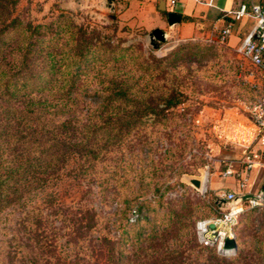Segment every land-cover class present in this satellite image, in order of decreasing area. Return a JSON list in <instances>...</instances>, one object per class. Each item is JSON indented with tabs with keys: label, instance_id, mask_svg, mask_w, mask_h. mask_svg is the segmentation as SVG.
I'll return each mask as SVG.
<instances>
[{
	"label": "rangeland",
	"instance_id": "374dc122",
	"mask_svg": "<svg viewBox=\"0 0 264 264\" xmlns=\"http://www.w3.org/2000/svg\"><path fill=\"white\" fill-rule=\"evenodd\" d=\"M99 7L104 8L99 0H17L13 15L35 25L65 13L74 24L96 31L98 37L94 35L93 40L104 38L119 46L137 44L143 56L164 58L151 72L158 76V87H175L182 101L156 117L142 118L116 148L100 153L85 177L78 178L71 171L75 163L69 161L29 199L27 208L35 205L56 235L51 256L23 245L14 256V221L21 211L5 208L0 213V264H90L89 250L97 234L117 239L121 251H130L132 264H140L136 232L141 227L166 234L162 253L183 249L185 255L189 247L185 241L195 234V221L212 215L221 199L208 188L209 172L220 151H247L257 140L248 109L261 91L256 84L258 74L235 50L215 39H181L171 34L151 45L141 32L131 36L110 33L107 29L111 27L100 23L110 11ZM181 47L180 53L172 55ZM105 57L100 53L99 60L83 68L75 86L78 94L71 95L65 115L79 124L93 120L90 95L100 87L97 75L108 72ZM111 70L121 73V68ZM139 88L140 84L135 86ZM189 178L201 179L202 188L194 187ZM76 207H89L96 213V228L81 237L70 234V211ZM132 209L140 213L142 220L137 224L127 221ZM181 228L186 235H180ZM234 235L236 249L228 258L217 257L219 263L264 264V207L243 210L237 216ZM151 252L146 248L147 254ZM197 252L206 258L210 251L193 247L186 261L195 264Z\"/></svg>",
	"mask_w": 264,
	"mask_h": 264
},
{
	"label": "trees",
	"instance_id": "16d2710c",
	"mask_svg": "<svg viewBox=\"0 0 264 264\" xmlns=\"http://www.w3.org/2000/svg\"><path fill=\"white\" fill-rule=\"evenodd\" d=\"M16 2L0 0V213L7 207L21 211L14 221V256L21 245L51 256L56 235L35 205L27 208L29 199L69 161L75 163L71 171L78 178L85 177L86 170L91 171L99 161L100 153L116 148L142 118L156 117L182 100L175 87L157 86L158 76L151 71L164 58L145 57L134 43L119 46L104 38L93 40L94 35L98 37L96 31L74 24L65 13L32 25L13 15ZM181 51L182 47L177 48L172 55ZM100 53L106 56L101 63L109 69L97 75L100 87L90 95L93 120L79 124L65 114L71 97L78 94L75 86L83 68L99 60ZM115 68H121V73L111 70ZM71 210L70 234L81 237L94 231L97 222L92 208ZM135 212L133 224L142 220ZM154 230L141 227L136 232L140 264H191L185 256L189 258L193 247L210 251L206 258L197 252L195 264H222L217 257L232 255L216 253L213 247L200 244L193 233L185 241L189 246L185 255L183 249L162 253L166 234ZM23 234L25 238H21ZM180 235H186V231ZM2 241L0 233V245ZM93 241L90 264H132L130 251H121L117 239L97 234ZM146 248L152 249L151 254Z\"/></svg>",
	"mask_w": 264,
	"mask_h": 264
},
{
	"label": "crops",
	"instance_id": "0c3cea01",
	"mask_svg": "<svg viewBox=\"0 0 264 264\" xmlns=\"http://www.w3.org/2000/svg\"><path fill=\"white\" fill-rule=\"evenodd\" d=\"M204 1L177 0L171 8H168L163 0L161 3L160 0H111L110 2L99 0V6L104 7L99 8L110 11L106 15L107 19L100 23L106 25V29L108 26L111 27L107 29V32L125 33L127 36L136 32L148 34L152 29L158 28L164 31L165 36L172 34L181 39L203 38L209 40H214L220 29L229 23L230 32L224 43L228 50L234 51L251 28L253 20L250 17L231 20L226 15V11L235 9L240 0H212L210 6L206 5ZM259 1L264 9V0ZM162 6L163 10L160 9ZM167 11L179 14L180 21L168 26L165 22V12ZM102 13H99V17L102 16ZM256 84L262 87L263 79L259 75ZM252 149L257 151L259 158H264V129L257 132V140L252 145ZM220 152L208 176L209 191L216 197L228 191L238 192L237 181L244 171L242 151ZM226 169L230 170V173L223 175ZM263 190L264 168L256 165L248 171L242 193L251 196ZM215 209L218 212L217 205H215Z\"/></svg>",
	"mask_w": 264,
	"mask_h": 264
},
{
	"label": "built area",
	"instance_id": "2783aa9c",
	"mask_svg": "<svg viewBox=\"0 0 264 264\" xmlns=\"http://www.w3.org/2000/svg\"><path fill=\"white\" fill-rule=\"evenodd\" d=\"M165 6L171 8L177 0H163ZM212 0H205L206 5H211ZM231 20H239L243 17H250L253 24L244 35L240 45L235 51L250 67L263 79L262 93L258 95L248 109V118L257 132L264 129V9L259 0H240L237 7L226 11ZM230 24L227 23L217 33L216 42H224L229 35ZM252 73V71H250ZM263 142V141H262ZM244 171L237 181V191H228L220 194V198L226 201V206L219 208L216 215L205 217L195 222V236L202 245L211 246L216 253L229 255L234 252L232 247H224V239L235 237L234 226L237 216L245 209L264 207V190L249 196L241 201H233L237 196L243 195L242 191L247 181L248 171L254 166L264 168V158H259L256 150H245L242 153ZM230 173L226 169L223 175ZM136 217L134 209L131 210L128 221L133 222Z\"/></svg>",
	"mask_w": 264,
	"mask_h": 264
},
{
	"label": "water",
	"instance_id": "95a60500",
	"mask_svg": "<svg viewBox=\"0 0 264 264\" xmlns=\"http://www.w3.org/2000/svg\"><path fill=\"white\" fill-rule=\"evenodd\" d=\"M76 2L79 0H75ZM109 2L111 0H108ZM161 3V0H160ZM161 10H163V6L160 7ZM180 21V15L175 13V12H171V11H167L165 12V22L168 26L176 24ZM164 31L158 28L152 29L148 34V39L151 43V45H153L154 41L157 42H163L165 40V35H164ZM189 182L196 188H200V186L202 185V181L201 179H197V178H189ZM249 195H239L237 196L233 201H241L244 200L246 198H248ZM217 207L221 208L224 207L226 205V201L224 199H218V202L216 203ZM223 246L224 247H232L234 249H236V240L235 237L233 238H229V239H224L223 241Z\"/></svg>",
	"mask_w": 264,
	"mask_h": 264
},
{
	"label": "bare ground",
	"instance_id": "6f19581e",
	"mask_svg": "<svg viewBox=\"0 0 264 264\" xmlns=\"http://www.w3.org/2000/svg\"><path fill=\"white\" fill-rule=\"evenodd\" d=\"M202 181V180H201ZM203 184L200 186V189L202 188Z\"/></svg>",
	"mask_w": 264,
	"mask_h": 264
}]
</instances>
